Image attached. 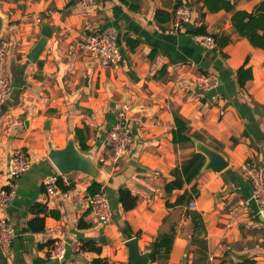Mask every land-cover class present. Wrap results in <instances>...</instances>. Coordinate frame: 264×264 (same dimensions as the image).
Listing matches in <instances>:
<instances>
[{
	"label": "crops",
	"instance_id": "obj_1",
	"mask_svg": "<svg viewBox=\"0 0 264 264\" xmlns=\"http://www.w3.org/2000/svg\"><path fill=\"white\" fill-rule=\"evenodd\" d=\"M230 1L235 10L254 12L261 0ZM179 6L189 8L190 20L175 27ZM157 10L169 19L163 14L157 19ZM0 11L6 16L2 36L9 41L0 71L10 81L0 108V189H8L12 150L22 148L30 157L29 169L12 181L13 199L2 207L15 237L8 249L0 246V264H92L98 257L126 264V240L137 237L144 251L171 227L175 237L168 259L157 255L150 264H181L184 258L191 264L186 209L203 217L208 264L246 258L264 264V220L250 200L242 168L248 161L264 166V49L233 30L232 12L209 11L202 0H0ZM44 20L52 35L33 63L26 55ZM201 25L208 36H229V43L206 48L201 39L207 35L189 32ZM104 28L117 34L118 68L101 66L79 47ZM240 67L251 71L243 85ZM200 75H212L219 84L204 89L196 82ZM115 96L122 101H113ZM124 104L139 116L129 122L133 141L127 153L115 160L104 136ZM174 112L188 122L192 141L172 142ZM85 126L88 150L83 152L99 166L100 190L110 202L107 224L90 208L87 189L95 180L77 171L60 174L48 158L50 149L64 148L70 137L79 148L74 129ZM194 139L221 152L229 164L218 173L200 172L166 194L163 186L173 178V168L195 152ZM52 175L58 177V191L49 196L46 180ZM193 184V207L168 206ZM120 189L137 197L133 209H122ZM55 238L67 242L62 262L48 258ZM87 241L100 252L83 250Z\"/></svg>",
	"mask_w": 264,
	"mask_h": 264
},
{
	"label": "built area",
	"instance_id": "obj_2",
	"mask_svg": "<svg viewBox=\"0 0 264 264\" xmlns=\"http://www.w3.org/2000/svg\"><path fill=\"white\" fill-rule=\"evenodd\" d=\"M84 4L90 3L91 0H82ZM190 20V10L186 6H179L174 10L173 24L175 27L188 22ZM39 23L40 18H36ZM202 44L209 49H213L216 44L211 36H204L201 39ZM9 47L8 39L3 36L0 38V64H2ZM80 49L88 57L97 59L101 66L118 68L122 58V50L117 38V34L108 28L94 31L91 36L84 42L80 43ZM196 82L204 89H210L219 84V81L212 75L197 76ZM10 90L9 79L0 71V108L5 101L6 95ZM129 106L123 105L115 124L108 130L104 136V145L113 152V158L118 160L123 157L128 147L133 141L128 117ZM30 167V157L22 148H14L11 152L6 184L8 189H0V246L8 249L15 237L13 228L7 221L6 215L3 213L2 207L10 202L15 190L12 184L14 178L21 176ZM244 173L251 186L250 200L256 206L257 215L264 220V166L253 161L245 162L242 166ZM58 177L52 175L46 180V192L49 196L57 193ZM193 207L192 199L188 202ZM90 208L97 216L98 220L103 224H107L110 220V202L105 191L99 190L92 195L90 199ZM67 242L61 238H55L48 251V258L52 261L62 262L65 259ZM73 245L79 247L78 242L74 241Z\"/></svg>",
	"mask_w": 264,
	"mask_h": 264
},
{
	"label": "trees",
	"instance_id": "obj_3",
	"mask_svg": "<svg viewBox=\"0 0 264 264\" xmlns=\"http://www.w3.org/2000/svg\"><path fill=\"white\" fill-rule=\"evenodd\" d=\"M203 5L207 10L216 12L224 10L226 12H232L230 21L233 30L242 37L248 39V41L254 47L264 49V13L247 12L245 10H235V4L230 0H202ZM166 15L164 18L169 19V15L161 10L155 12V17ZM190 33L194 35H207L205 27L203 25L192 28ZM212 37V36H211ZM214 37V38H213ZM212 38L215 41L216 46L223 47L230 41L229 36L214 35ZM238 81L240 85H243L247 79L251 78V71L244 67H240L237 71ZM174 128L172 129V142L174 143H186L190 142L191 135L189 133L188 122L181 117L178 113L173 114ZM89 128H75L74 134L79 148L82 151L88 150L86 144V138L88 137ZM205 156L199 152H193L188 158L183 160L178 166L171 171L173 178L166 182L163 186L166 194H170L175 189H181L184 184L191 183L199 174V171L204 164ZM60 187L65 189V186L59 180ZM101 189V184L92 181L88 186L89 195H94ZM197 193L196 186L193 184L190 192L185 191L179 195L173 203H168V206L188 204L193 194ZM118 200L124 211L133 209L137 204V197L133 195L128 189H120L118 191ZM186 217L189 218L192 224V231L190 235V245L194 247L190 250L194 257L191 264H208V252L206 241V228L201 213L193 209H186ZM42 220L41 218H38ZM37 220V219H36ZM34 229H42L34 227ZM175 237V229L173 227L169 230L158 234L152 241V249L150 252L151 261L156 260L157 255H162L165 260L169 257V252L172 247V243ZM83 250H89L94 252H100V247L95 246L93 241L84 242L82 245ZM189 252V253H190ZM223 263V261H221ZM92 264H110L104 258H94ZM225 264H261L256 260L246 258L239 262L228 261Z\"/></svg>",
	"mask_w": 264,
	"mask_h": 264
},
{
	"label": "water",
	"instance_id": "obj_4",
	"mask_svg": "<svg viewBox=\"0 0 264 264\" xmlns=\"http://www.w3.org/2000/svg\"><path fill=\"white\" fill-rule=\"evenodd\" d=\"M253 13H264V0L260 1ZM5 26L6 16L0 11V38L3 35ZM51 35L52 28L47 23V20H44L40 25V37L26 55L29 61L33 63L36 62L42 50L46 46L47 39ZM111 99L116 102L122 101V98L117 96L111 97ZM138 113V110H130L128 117L130 119L138 118ZM193 141L195 144V152H199L205 156L204 164L202 165L199 173L206 170H211L218 173L227 167L229 162L221 152L206 145L198 139H194ZM48 158L51 160L60 174H68L73 171H77L90 176L97 182H100L102 179V173L99 166L92 160L90 154H86L76 146L72 137L68 139L64 148L50 149ZM124 245L127 248L126 264H150V252L152 249L151 245L146 250L141 251L138 246L137 237H132L126 240ZM181 264H186V258L182 260Z\"/></svg>",
	"mask_w": 264,
	"mask_h": 264
}]
</instances>
